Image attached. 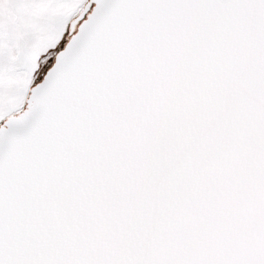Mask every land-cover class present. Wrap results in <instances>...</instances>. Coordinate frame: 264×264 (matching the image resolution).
<instances>
[{
	"label": "snow or ice",
	"instance_id": "1",
	"mask_svg": "<svg viewBox=\"0 0 264 264\" xmlns=\"http://www.w3.org/2000/svg\"><path fill=\"white\" fill-rule=\"evenodd\" d=\"M0 264H264V0H0Z\"/></svg>",
	"mask_w": 264,
	"mask_h": 264
}]
</instances>
